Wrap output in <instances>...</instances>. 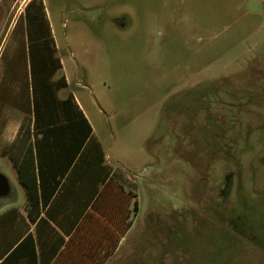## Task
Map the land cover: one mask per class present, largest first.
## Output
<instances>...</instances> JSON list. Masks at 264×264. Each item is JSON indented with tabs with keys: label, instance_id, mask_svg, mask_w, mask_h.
Instances as JSON below:
<instances>
[{
	"label": "rangeland",
	"instance_id": "rangeland-1",
	"mask_svg": "<svg viewBox=\"0 0 264 264\" xmlns=\"http://www.w3.org/2000/svg\"><path fill=\"white\" fill-rule=\"evenodd\" d=\"M25 2L0 0V55ZM43 2L69 82L58 95L79 99L137 194L108 264H264V0ZM23 118L0 120V213L25 198L3 155Z\"/></svg>",
	"mask_w": 264,
	"mask_h": 264
},
{
	"label": "trees",
	"instance_id": "trees-1",
	"mask_svg": "<svg viewBox=\"0 0 264 264\" xmlns=\"http://www.w3.org/2000/svg\"><path fill=\"white\" fill-rule=\"evenodd\" d=\"M10 39L15 46L10 51L7 44L0 55V120L7 107L21 111L24 118L3 155L9 157L32 209L38 191L45 205L66 181L82 179L83 171L90 177L94 198L101 185L113 180L112 168L74 94L58 95L68 82L43 0L25 5ZM125 195L124 234L131 226L129 201L136 197L132 192ZM137 211L135 201L132 212Z\"/></svg>",
	"mask_w": 264,
	"mask_h": 264
},
{
	"label": "crops",
	"instance_id": "crops-1",
	"mask_svg": "<svg viewBox=\"0 0 264 264\" xmlns=\"http://www.w3.org/2000/svg\"><path fill=\"white\" fill-rule=\"evenodd\" d=\"M29 1L26 0L24 5ZM47 15L49 17L48 11ZM52 32L54 36L53 28ZM56 47L58 52L57 43ZM61 61L67 79L62 58ZM75 99L92 127L87 112L76 96ZM9 127L10 124L7 129ZM105 163L112 168L113 180L101 185L94 198L90 177L85 171L82 179L66 181L65 188L52 192L45 205L41 203L38 191V203L34 209L19 183L24 191V200L12 201L0 213V264H108L134 225L138 211L134 213L132 208L138 200L137 194L116 178L106 153ZM128 192L136 197L129 201L131 213L127 221H131V226L124 234L128 203L125 193Z\"/></svg>",
	"mask_w": 264,
	"mask_h": 264
},
{
	"label": "water",
	"instance_id": "water-1",
	"mask_svg": "<svg viewBox=\"0 0 264 264\" xmlns=\"http://www.w3.org/2000/svg\"><path fill=\"white\" fill-rule=\"evenodd\" d=\"M11 187L8 178L0 172V197H5L10 194Z\"/></svg>",
	"mask_w": 264,
	"mask_h": 264
}]
</instances>
